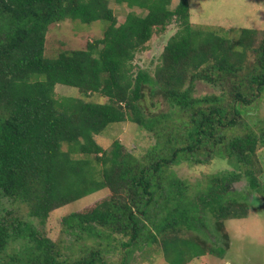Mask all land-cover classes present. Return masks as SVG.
I'll return each mask as SVG.
<instances>
[{"label": "trees", "instance_id": "1", "mask_svg": "<svg viewBox=\"0 0 264 264\" xmlns=\"http://www.w3.org/2000/svg\"><path fill=\"white\" fill-rule=\"evenodd\" d=\"M117 2L147 11V15L130 12L118 25L108 0H0V198L26 203L30 216L45 223L52 211L108 188L112 201L64 218L72 232L80 228L96 235V225L128 238L122 243L127 252L120 264H128L131 248L151 241L161 246L168 263L186 264L207 250L195 238L182 236L180 226L190 228L189 221L194 218L200 230L202 208L225 215L228 198L233 199L228 204L241 205L228 191L231 178H211L208 189L191 202L185 181L167 174L166 168L178 164L182 154L199 153L212 142L223 144L222 138H216L217 131L235 124L239 105L254 103L255 97L246 95L242 83L235 79L248 51L256 54V65L247 73L246 89L255 85L257 98L263 93L264 32L256 46L257 31L243 29L237 41L242 50L234 51L230 40L192 27L188 0H179L173 9V0ZM68 19L83 24L101 21L107 26L103 37L88 43L85 50L46 57L49 26ZM172 23L179 30L165 46L154 74L144 70L134 73L136 55L146 50L157 31ZM197 80L228 84L233 103L230 112L220 97H195ZM58 84L77 88L84 97L99 95L107 101L57 99L54 87ZM147 95L163 97L189 117L183 146L171 148L169 154L157 146L150 153L151 162L137 159L119 141L110 151L103 149L95 136L110 124L133 122L156 131L166 115L147 113ZM228 114L234 117L224 125ZM225 144L227 155L246 165L252 161L258 137L247 134ZM246 174L250 187L257 189L254 170L247 169ZM12 239H25L26 243L2 257ZM224 252L221 247L208 250L218 257ZM0 264L104 261L101 251L92 249L76 261L63 258L56 244L41 237L31 223L6 217L0 218Z\"/></svg>", "mask_w": 264, "mask_h": 264}, {"label": "rangeland", "instance_id": "2", "mask_svg": "<svg viewBox=\"0 0 264 264\" xmlns=\"http://www.w3.org/2000/svg\"><path fill=\"white\" fill-rule=\"evenodd\" d=\"M179 0H173L171 9L175 8ZM190 5V23L192 27L201 31H211L225 39L230 40L234 51H241L237 41L243 29L257 31L256 46L261 42L264 32V0H188ZM109 7L122 24L130 12L146 16L147 11L137 7L130 8L125 3L119 4L117 0H108ZM107 24L101 21L92 24H83L80 21L68 19L49 26L46 42L45 56L56 58L62 52L85 50L88 43L103 37ZM179 27L176 23L169 25L164 31H157L147 43L146 50L136 55L133 61L134 73L138 70L147 71L153 75L160 62L161 55L170 38L177 33ZM256 65V54L248 51L244 59L243 70L235 77L237 83L243 85L242 90L249 97H255L251 105H239L240 114L236 117L234 125L227 122L234 117L226 115L224 125L217 131L216 138H222L223 144L214 142L205 146L203 151L194 152L193 155L182 154L178 164L166 168V173L185 181L187 185V199L194 202L203 194L213 177L231 178L228 182V191L234 193L233 197L241 206H232L225 202V215L212 213L208 207L202 208L199 225L194 218L189 221L190 228L185 225L181 235L193 237L206 250L207 254L193 259L186 264H264V91L255 96L256 86L250 89L247 73ZM57 99L63 97H77L85 101L105 103L106 98L99 95H84L77 88L64 85L54 87ZM193 95L197 98L217 96L223 99L228 106H232V90L228 84L214 83L207 80H197ZM147 113L166 115L163 122L156 126L154 132L147 131L133 122L113 123L95 136L96 142L106 151L113 148L115 141H119L125 151L144 162H151L150 153L160 148L165 154L176 146H183L187 133L189 117L173 108L163 97H145ZM203 105V107H206ZM146 113V112H145ZM186 126H183V123ZM184 130L182 135L180 133ZM160 131V132H159ZM159 132V133H158ZM253 134L258 137L255 154L252 161L241 164L235 158L227 155L226 144L236 137H245ZM169 140V142H168ZM158 146V147H157ZM209 149L214 150L213 152ZM63 150H67L64 145ZM83 157L82 155H76ZM94 159V157H92ZM98 169L102 166L92 161ZM253 169L259 186L250 187L246 170ZM234 174V175H233ZM239 193V196H234ZM114 196L106 188L70 203L67 206L52 211L45 223L30 216L29 206L22 201H13L6 197L0 198V218L17 217L22 222L31 223L41 237L53 241L61 252V257L78 260L92 250L101 251L104 264H120L127 250L122 243L128 238L116 234L107 227H93V232H83L80 228L73 232L64 223V218L72 213H87L103 201H112ZM70 230V233L68 232ZM91 232V231H90ZM26 243L25 239L10 240L5 253L9 256L21 249ZM221 247L225 252L222 257L208 253V250ZM128 252V264H170L165 259L162 248L154 242H144L131 248Z\"/></svg>", "mask_w": 264, "mask_h": 264}]
</instances>
